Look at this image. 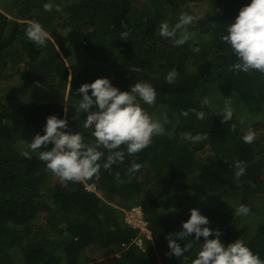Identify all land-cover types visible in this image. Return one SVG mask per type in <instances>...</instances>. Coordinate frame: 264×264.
<instances>
[{"label":"trees","instance_id":"trees-1","mask_svg":"<svg viewBox=\"0 0 264 264\" xmlns=\"http://www.w3.org/2000/svg\"><path fill=\"white\" fill-rule=\"evenodd\" d=\"M45 2L59 4L60 10L46 11ZM5 3L10 11H0V264H191L203 237L196 241L193 234L196 244L184 256L168 255V234L182 230L195 206L187 200L199 203L223 242L241 238L264 258V73L230 68L237 57L221 39L250 0ZM182 12L199 19L188 26L192 39L176 46L158 34L157 26L176 23ZM34 20L49 32L44 46L26 36ZM72 35L81 53L121 90L138 80L151 83L156 102L143 107L168 119L164 134L124 161L101 166L98 176L50 183L46 162L37 155L44 146L31 158L22 155L37 132L43 134L49 115L67 117L66 131L95 139L82 126L86 114L79 120L74 104L82 95L79 87L101 76L87 67L76 71ZM172 68L178 75L169 83L165 77ZM205 98L208 104L202 103ZM226 100L234 115L223 122ZM191 109L205 117L197 118ZM249 128L256 133L250 144L242 139ZM185 132L204 138L191 142ZM120 149L126 153V146ZM101 150L102 165L108 150ZM237 160L246 164L239 178ZM133 161L141 167L130 173ZM91 184L94 190L88 189ZM214 198L226 207L207 203ZM242 203L250 207L243 221L233 208ZM134 206L142 208L151 240L125 224V213ZM136 238L143 239L142 248L131 244Z\"/></svg>","mask_w":264,"mask_h":264},{"label":"clouds","instance_id":"clouds-1","mask_svg":"<svg viewBox=\"0 0 264 264\" xmlns=\"http://www.w3.org/2000/svg\"><path fill=\"white\" fill-rule=\"evenodd\" d=\"M54 7L57 11L60 10L59 4L52 2L43 4L46 11H51ZM197 19L199 17L193 13L182 12L174 24L167 20L161 21L157 26V32L161 37L171 39L176 46L184 45L194 35L188 26ZM25 33L37 46L46 45L49 38V32L35 20L26 27ZM221 39L231 46L237 57V62L231 64L230 68L237 72L255 69L264 73V0H250V3L244 5L236 18L227 24L226 34H223ZM198 50V47L193 49ZM177 75L178 70L172 68L165 79L171 83ZM77 91L82 94L79 102L74 104L77 116L86 114L82 126L91 130L94 141H86L79 130L66 131L69 128L67 117L61 118L52 114L46 119L43 134L37 132L22 153L25 157L31 158V152L44 146V150L37 152L38 158L46 162V167L63 180L80 181L94 175L98 176L101 166L107 169L114 163L124 161L126 154L132 156L142 151L152 143L154 136L165 133L164 124L167 122V116L165 115L163 120L154 118L143 107L144 104H154L157 97L156 88L147 81L138 80L130 86V90H121L109 77H98L90 83H83ZM202 103L208 104L209 101L205 98ZM191 111H195L199 119L205 117L204 111L196 109ZM220 113L223 122L233 118L234 110L230 100L225 101V107ZM188 114V110L182 113L184 116ZM239 119L242 124L243 117ZM231 127L235 130L237 125L234 123ZM182 135L185 140L191 142H198L204 138L202 133L185 132ZM255 135V131L249 128L242 139L250 144L254 141ZM48 145L51 147H47ZM121 145L126 146V153L120 149ZM101 147L108 150L102 165L100 159L105 153ZM140 167L139 163L133 161L128 171L135 173ZM235 169V176L239 178L245 172L246 164L237 160ZM88 189L94 190L95 187L91 184ZM233 208L235 215L242 221L250 212V207L243 203ZM209 225L207 215L199 208H191L190 217L182 223V230L168 234L170 249L168 255L174 254L179 258L184 256L195 243L192 238L195 234L196 241L201 237L204 240L198 244L199 249L191 264H264V258L254 252L241 238L225 243L221 240V231ZM188 237L191 239L181 245L179 241H185Z\"/></svg>","mask_w":264,"mask_h":264},{"label":"rangeland","instance_id":"rangeland-1","mask_svg":"<svg viewBox=\"0 0 264 264\" xmlns=\"http://www.w3.org/2000/svg\"><path fill=\"white\" fill-rule=\"evenodd\" d=\"M3 1V2H2ZM0 0V11H2V12H7V6L8 5H6V1H8V0ZM5 4V5H4ZM8 10L10 11V9L8 8ZM193 10H195L196 11V14L197 15H202V13H203V11L201 10V7H199V6H195V7H193ZM12 16V14L10 13V17ZM73 35H74V33H73ZM73 35L72 36H68L69 37V41L73 44V47H74V54H75V57H74V67H75V69H76V71H80L81 69H83V68H85V67H87L89 70H92V72H94V73H96V74H98V75H100L101 77H105V75L102 73V71H100L99 70V68H97V66H96V64H94V63H92V62H90L89 61V59L86 57V56H84L82 53H81V49L77 46V43L75 42V40H76V37L77 36H75V37H73ZM75 39V40H74ZM72 40H74V41H72ZM68 42V41H67ZM94 64V65H93ZM72 68V67H71ZM1 85V84H0ZM18 90V89H17ZM25 92V90H23V93ZM27 95H29V93H27ZM217 97V96H216ZM68 99H69V97H68V93L66 94V96H65V101H68ZM65 104H66V106H68L67 105V103L65 102ZM75 111H76V113H77V109H76V107H75ZM154 113H156V112H154ZM84 114H80L79 116H78V118H79V120L82 118V116H83ZM150 115H152V114H150ZM155 115V116H154ZM154 115H152L154 118H157V119H161L162 117L160 116V115H156V114H154ZM176 122H178V119H176V121H175V124H176ZM47 178L49 179V182L50 183H53V182H55V180L57 179V178H59L57 175H55L51 170H48V173H47ZM117 200L118 199H116L115 201L117 202ZM187 202H189L188 204L189 205H195L194 207H196V208H198V207H200L199 205L197 206V204H199V203H194V204H192V202L190 201V200H187ZM207 203H210L212 206H221V207H226V203H221L220 201H219V199H216V198H214V199H208V201H207ZM113 204H115V202L113 203ZM240 205V204H239ZM117 207V206H116ZM136 208H139L138 206H134L133 207V209H136ZM130 211V209L129 210H127L126 211V213H128ZM234 211H235V209H234ZM235 217H237L236 215H235ZM233 222H235L234 220H233Z\"/></svg>","mask_w":264,"mask_h":264},{"label":"built area","instance_id":"built-area-1","mask_svg":"<svg viewBox=\"0 0 264 264\" xmlns=\"http://www.w3.org/2000/svg\"><path fill=\"white\" fill-rule=\"evenodd\" d=\"M124 221L128 227L133 229H140L141 234L146 239H151V231L148 228V223L140 207L132 209L128 213H126ZM134 243L141 248L143 247V239H136L132 242V244Z\"/></svg>","mask_w":264,"mask_h":264}]
</instances>
